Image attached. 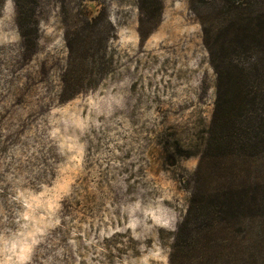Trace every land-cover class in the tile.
Masks as SVG:
<instances>
[{
    "label": "rangeland",
    "instance_id": "374dc122",
    "mask_svg": "<svg viewBox=\"0 0 264 264\" xmlns=\"http://www.w3.org/2000/svg\"><path fill=\"white\" fill-rule=\"evenodd\" d=\"M139 1L100 0L115 30L110 70L94 89L60 103L65 23L99 6L38 0L36 49L27 53L13 2L4 0L0 264H168L215 75L187 0H162L144 40Z\"/></svg>",
    "mask_w": 264,
    "mask_h": 264
},
{
    "label": "trees",
    "instance_id": "16d2710c",
    "mask_svg": "<svg viewBox=\"0 0 264 264\" xmlns=\"http://www.w3.org/2000/svg\"><path fill=\"white\" fill-rule=\"evenodd\" d=\"M58 1L65 9V0ZM87 1V0H82ZM96 13L65 23L67 51L58 100L100 83L111 67L114 27L100 0ZM215 75L213 107L192 174L185 213L168 264H262L264 251V0H187ZM24 52L38 39V0H12ZM4 0H0V12ZM144 40L160 20L162 0H140Z\"/></svg>",
    "mask_w": 264,
    "mask_h": 264
}]
</instances>
